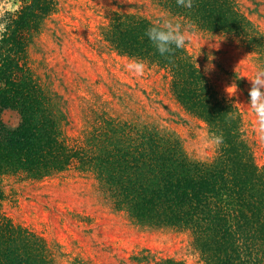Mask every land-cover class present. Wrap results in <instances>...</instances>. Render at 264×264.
<instances>
[{
	"label": "trees",
	"instance_id": "trees-1",
	"mask_svg": "<svg viewBox=\"0 0 264 264\" xmlns=\"http://www.w3.org/2000/svg\"><path fill=\"white\" fill-rule=\"evenodd\" d=\"M49 1H33L30 16L20 24L29 26L39 14L45 21L56 5ZM159 2L199 29L234 34L264 54V35L236 0H194L192 9L176 0ZM155 23L117 10L101 35L118 55L169 71L181 105L205 121L212 136H223L214 161L191 158L178 136L135 114L130 119L100 114L83 142L75 141L67 129L68 99L29 76L30 70L13 54V32L0 43V107L16 111L20 122L10 127L0 121V174L25 173L36 180L70 169L94 174L114 207L136 223L190 230L206 264H264V167L255 163L242 118L197 68L186 47L171 59L156 51L145 35ZM1 206L0 192V264H59L64 255L14 224ZM131 260L178 264L153 259L147 250ZM72 264L91 263L78 258Z\"/></svg>",
	"mask_w": 264,
	"mask_h": 264
},
{
	"label": "rangeland",
	"instance_id": "rangeland-1",
	"mask_svg": "<svg viewBox=\"0 0 264 264\" xmlns=\"http://www.w3.org/2000/svg\"><path fill=\"white\" fill-rule=\"evenodd\" d=\"M33 1L0 0V43L14 32L13 54L30 70L29 76L68 99L67 129L75 141L83 142L100 114L126 119L135 114L178 136L195 160L212 162L219 153L206 122L175 97L169 71L145 63V73L138 76L126 67L132 60L118 55L103 40L102 28L115 11L122 10L156 22L173 19L195 33L186 46L188 53L209 83L236 107L255 163L264 167V136L248 105L250 80L264 67L259 49L234 34L199 29L170 14L159 0H55L45 21L39 14L29 26L20 24L30 16ZM236 2L264 35V0ZM209 54L214 56L211 62ZM234 84L235 95L229 90ZM0 121L16 127L20 117L0 107ZM0 192L2 213L59 250L64 255L59 264H72L78 258L91 264H134L131 258L145 255V250L158 261L206 264L190 230L136 223L114 207L94 174L70 169L42 180L25 173L0 174Z\"/></svg>",
	"mask_w": 264,
	"mask_h": 264
},
{
	"label": "clouds",
	"instance_id": "clouds-1",
	"mask_svg": "<svg viewBox=\"0 0 264 264\" xmlns=\"http://www.w3.org/2000/svg\"><path fill=\"white\" fill-rule=\"evenodd\" d=\"M176 3L182 8L192 9L194 0H176ZM145 35L161 56L171 59L176 50H182L187 46L195 33H190L187 27L182 26L173 19H165L149 26L145 31ZM208 59L211 62L214 56L209 54ZM126 67L138 76L143 75L146 70L145 62L138 59H133ZM209 67H211V64H209ZM250 81L252 87L249 92L250 102L248 105L257 116L259 133L264 136V67L259 68ZM229 90L235 95L237 86L234 84ZM213 140L216 144H221L223 143V136L214 135Z\"/></svg>",
	"mask_w": 264,
	"mask_h": 264
}]
</instances>
